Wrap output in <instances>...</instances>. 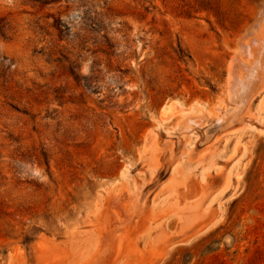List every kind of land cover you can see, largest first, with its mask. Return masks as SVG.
<instances>
[{"label":"rangeland","instance_id":"374dc122","mask_svg":"<svg viewBox=\"0 0 264 264\" xmlns=\"http://www.w3.org/2000/svg\"><path fill=\"white\" fill-rule=\"evenodd\" d=\"M262 41L264 0H0V264H264Z\"/></svg>","mask_w":264,"mask_h":264},{"label":"bare ground","instance_id":"6f19581e","mask_svg":"<svg viewBox=\"0 0 264 264\" xmlns=\"http://www.w3.org/2000/svg\"><path fill=\"white\" fill-rule=\"evenodd\" d=\"M256 41H258V40H256ZM262 42H264V41H262ZM258 45H259V41H258ZM249 47H250V46H247V47H246L245 54H250V52H249ZM260 49H261V48H260ZM253 50H254V49H253ZM261 50H262V49H261ZM240 51H241V50H240ZM255 53H256V52H255ZM250 55H251V54H250ZM250 55H249V56H250ZM245 56H246V55H245ZM257 56H258V55H257ZM244 64H245V63H244ZM242 65H243V64H242ZM236 73H237V72H235L233 69H231V72H230V75H229V77H231L230 80L233 81V82L235 81V83L238 82V81H237L238 79L236 78ZM237 74H238V73H237ZM263 82H264V81H263ZM231 94H232V93H231ZM238 95H239V94H238ZM236 98H237V95H236ZM253 98H254V97H253ZM253 98H252V100H253ZM250 103H251V102H250ZM170 109H171V107H170ZM166 111H167V109H166ZM168 111H169V110H168ZM164 112H165V111H164ZM247 112H248V111H247ZM169 113H170V112H169ZM188 114H189V113H188ZM222 117H223V116H222ZM227 118H228V117H227ZM225 119H226V117H225ZM239 119H241V118H239ZM203 121H204V120H203ZM221 122H222V120H221ZM228 122H229V121H228ZM194 123H195V122H194ZM222 123H223V122H222ZM224 123H225V122H224ZM195 124H196V123H195ZM202 124H203V122H202ZM199 126H200V125H199ZM218 127H220V126H217V127L212 128L211 131H212V132H215L216 130H218ZM210 128H211V127H210ZM225 129H226V128H225ZM207 132H208V131H207ZM103 237H104V236H103ZM103 239H104V238H103ZM120 247H121V246H120ZM111 252H112V251H111ZM107 254H108V253H107ZM109 254H110V253H109ZM105 255H106V254H105ZM105 255H104V256H105ZM111 255H112V253H111ZM108 256H109V255H108ZM101 257L103 258V256H101ZM105 257H107V256H105ZM108 258H109V257H108ZM100 259H101V258H100ZM114 259H115V258H114ZM109 260H110V259H109ZM99 264H100V263H99Z\"/></svg>","mask_w":264,"mask_h":264}]
</instances>
